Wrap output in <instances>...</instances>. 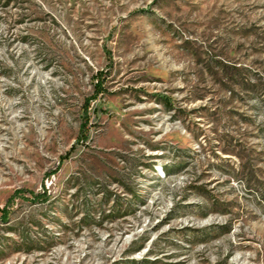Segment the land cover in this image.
<instances>
[{
  "label": "rangeland",
  "instance_id": "rangeland-1",
  "mask_svg": "<svg viewBox=\"0 0 264 264\" xmlns=\"http://www.w3.org/2000/svg\"><path fill=\"white\" fill-rule=\"evenodd\" d=\"M0 264H264V0H0Z\"/></svg>",
  "mask_w": 264,
  "mask_h": 264
},
{
  "label": "trees",
  "instance_id": "trees-1",
  "mask_svg": "<svg viewBox=\"0 0 264 264\" xmlns=\"http://www.w3.org/2000/svg\"><path fill=\"white\" fill-rule=\"evenodd\" d=\"M101 86L100 85H98V88H97V91H96V94H99L100 92H101Z\"/></svg>",
  "mask_w": 264,
  "mask_h": 264
}]
</instances>
